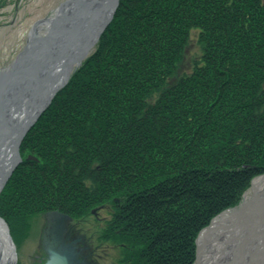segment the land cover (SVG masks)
<instances>
[{
    "label": "trees",
    "instance_id": "obj_1",
    "mask_svg": "<svg viewBox=\"0 0 264 264\" xmlns=\"http://www.w3.org/2000/svg\"><path fill=\"white\" fill-rule=\"evenodd\" d=\"M100 36L25 135L0 216L19 247L35 215L108 205L118 264H194L264 174V0H119Z\"/></svg>",
    "mask_w": 264,
    "mask_h": 264
},
{
    "label": "water",
    "instance_id": "obj_2",
    "mask_svg": "<svg viewBox=\"0 0 264 264\" xmlns=\"http://www.w3.org/2000/svg\"><path fill=\"white\" fill-rule=\"evenodd\" d=\"M118 6L119 0L62 1L51 14L34 22L24 47L0 70V193L23 159L20 145L25 135L59 90L69 83L76 68L94 50ZM244 196L238 205L220 214L240 207ZM252 200L255 198L249 199ZM263 208L264 201L257 204L251 216L244 217L241 208L238 216L246 225L252 217L256 226L262 224ZM92 212L95 213V209ZM70 220L71 217L65 212H46L42 235L43 250L47 255L44 264L79 262L76 247L64 239L66 224ZM211 222L197 234L194 264L205 250L201 233L209 228ZM254 232L256 229L250 233ZM261 232V244L258 247H246L241 241L232 255H218L220 257L216 264H264V226ZM17 260L16 244L8 224L0 216V264H16Z\"/></svg>",
    "mask_w": 264,
    "mask_h": 264
},
{
    "label": "rangeland",
    "instance_id": "obj_3",
    "mask_svg": "<svg viewBox=\"0 0 264 264\" xmlns=\"http://www.w3.org/2000/svg\"><path fill=\"white\" fill-rule=\"evenodd\" d=\"M64 0H0V70L7 66L14 56L27 42L32 25L39 19L53 12L59 3ZM198 31H193L190 43L185 50V58L180 72L190 71L193 60L200 55V46L197 42ZM249 189V188H248ZM99 215H87L85 218L71 219L68 228H75L77 235L85 248L86 262L94 264H118L120 246L111 240L99 239L100 228L110 214V207L96 206ZM45 213L32 217V227L29 236L17 247L18 264H42L38 256L44 257L42 235L46 225ZM67 232V231H66ZM38 255V256H36ZM88 264V263H87Z\"/></svg>",
    "mask_w": 264,
    "mask_h": 264
},
{
    "label": "bare ground",
    "instance_id": "obj_4",
    "mask_svg": "<svg viewBox=\"0 0 264 264\" xmlns=\"http://www.w3.org/2000/svg\"><path fill=\"white\" fill-rule=\"evenodd\" d=\"M251 197H254L255 200L249 201ZM263 201L264 176H258L246 192L242 205L235 209L226 210L223 214L215 217L209 228L201 233L205 250L199 255L200 258L196 264H216L221 255H232L241 241L246 247H258L261 244V228L264 226V208L262 210V224L258 223L256 226L252 217L249 224L243 223L242 218L238 216V210L241 208L244 217L251 216L255 212L254 208L257 204ZM253 229H256V232L250 233Z\"/></svg>",
    "mask_w": 264,
    "mask_h": 264
},
{
    "label": "flooded vegetation",
    "instance_id": "obj_5",
    "mask_svg": "<svg viewBox=\"0 0 264 264\" xmlns=\"http://www.w3.org/2000/svg\"><path fill=\"white\" fill-rule=\"evenodd\" d=\"M103 207H107L106 205H104ZM45 217H46V213H45ZM95 218H99V215L97 214V211H96V215H95ZM67 231V232H66ZM65 231L64 233V239L65 241L67 242H70L72 243L75 247H76V250L77 252H79L78 254V258H79V262H77V264H94L93 262H86L85 261V258L87 257V254H86V257H85V248L87 249V247H84L82 245V241L80 239V237L77 235V230H75V228L71 227V228H68L67 230ZM38 256V255H36ZM47 258L46 256V253H45V256L44 257H40L38 256V261L40 263H44L45 262V259Z\"/></svg>",
    "mask_w": 264,
    "mask_h": 264
}]
</instances>
